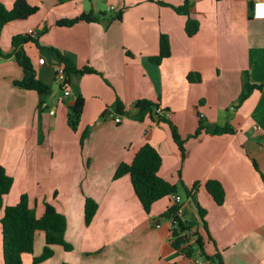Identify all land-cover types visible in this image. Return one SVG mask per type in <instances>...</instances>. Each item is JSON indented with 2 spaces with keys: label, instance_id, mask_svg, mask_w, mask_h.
Wrapping results in <instances>:
<instances>
[{
  "label": "crops",
  "instance_id": "1",
  "mask_svg": "<svg viewBox=\"0 0 264 264\" xmlns=\"http://www.w3.org/2000/svg\"><path fill=\"white\" fill-rule=\"evenodd\" d=\"M14 1L0 3L9 10ZM26 1L38 11L6 24L0 49L9 54L12 37L42 31L37 44L28 42L23 49L48 91L39 95L14 86L22 69L13 58H0V165L13 180L2 203L15 205L26 194L37 217L45 203L52 205L66 219L64 240L72 247L53 246V256L38 264H219L207 259L217 255L220 264H264V20L251 17L254 0ZM185 1L199 23L192 37L184 31L186 17L173 9ZM119 11L121 20L110 21ZM103 12L97 22L56 25ZM160 35L168 38L170 56L156 64L151 59L159 53ZM56 52L76 69L96 72L72 78L84 99L75 130L67 125L74 89L64 98L54 82ZM245 79L261 87L240 102ZM117 100L125 113L118 124L113 121ZM138 100L158 104L176 127L185 141L183 159L167 124L146 113L135 117ZM201 120L232 133L192 138ZM145 145L160 154L158 176L175 185L182 198L197 185L194 200L183 198L182 207L184 220L201 236L202 252L188 257L172 248L171 220L163 217L174 204L171 196L145 213L130 176L113 179L118 166L130 164ZM210 180L223 188L222 205L205 189ZM86 198L98 204L89 225ZM197 205L205 211L206 230ZM44 243V233L37 232L33 252L23 254L21 264H33Z\"/></svg>",
  "mask_w": 264,
  "mask_h": 264
},
{
  "label": "trees",
  "instance_id": "2",
  "mask_svg": "<svg viewBox=\"0 0 264 264\" xmlns=\"http://www.w3.org/2000/svg\"><path fill=\"white\" fill-rule=\"evenodd\" d=\"M222 1V0H217ZM161 5L164 3L160 2ZM250 11L252 4H249ZM190 3L185 1L183 5L179 7H173L174 11L186 17L184 31L188 37L194 36L198 29L199 23L190 17ZM38 11L37 6L28 4L26 0H15L11 9H6L0 3V36L3 27L17 20H25L28 17L34 15ZM105 13H99L97 15L93 13H83L77 17L71 19H63L56 22L59 27H71L78 22L92 23L97 22L103 17ZM122 12L111 15L110 21L121 20ZM42 33L39 32L36 37H32L29 34H20L12 37L11 46L12 52L4 54L0 49V58L8 59L13 58L14 61L22 69L23 76L20 80L15 81L14 86L34 91L39 95L47 93L48 88L45 84L40 82L33 70L30 59L24 52L23 45L28 42L37 44V39ZM60 62L65 66V84L66 87H73L75 93V99L71 105H69V113L67 116V125L70 129L75 130L79 124L80 117L83 110L84 99L78 93V88L72 84V78L78 75H87L96 73L93 69L85 67L82 69H76L73 62L56 52ZM170 56V46L168 38L165 35L159 37V53L155 58L151 60L156 64H159L163 59ZM192 75L189 76L191 79ZM195 81H199V75L195 77ZM261 86H251L245 79L243 90L239 97V101L246 100L251 94L254 88H260ZM159 105L151 103L146 100H138L133 105L135 117H140L143 114H148L157 123H165L169 127L171 138L176 145L177 149L183 159L185 148V141L182 140L178 134L176 127L168 121L165 116H156L154 110ZM117 114H125L124 106L117 100L116 105ZM166 113V112H165ZM202 132H209L213 135L217 134H230L231 129L228 127L222 128H208L201 120L199 125L192 135V138L197 137ZM86 135L84 134L82 138ZM162 164V158L160 154L150 145L143 146L135 155L133 161L130 164L122 163L116 169L113 179L117 180L124 175H129L131 178L134 192L144 210L145 213H149L153 203L159 201L170 195H179L178 189L175 185L163 180L158 176V171ZM254 167L256 164L253 162ZM264 182V176H262ZM13 180L7 175L5 169L0 165V207L3 208V217L0 220L2 230V248H3V264H21V257L23 254H31L33 252L34 239L37 232H43L45 236V243L43 252L40 257L33 259V264L41 263L50 259L54 252L53 246H62L65 251H70L72 247L68 245L64 240L66 231V219L64 215L57 212L56 209L48 204H44V212L41 217H37L35 210L30 207L29 199L26 194H22L19 201L12 206H3V197L7 195L12 187ZM197 189L195 184L191 191L184 190L183 198L194 200L192 193ZM205 189L207 193L212 197L217 205H222L224 200V192L222 186L217 181H207L205 183ZM180 196V195H179ZM181 205L173 204L163 215L166 218H172L171 225V246L174 250L180 251L186 256H192L194 253L202 252L203 243L201 236L196 231H192L191 227L181 216L177 215V210ZM98 204L90 199L86 198L84 202V222L89 225L97 211ZM199 215L201 217V224L204 230H206V223L204 221L205 211L199 208L197 205ZM208 260L216 261L220 264V256L214 258L207 257Z\"/></svg>",
  "mask_w": 264,
  "mask_h": 264
},
{
  "label": "built area",
  "instance_id": "3",
  "mask_svg": "<svg viewBox=\"0 0 264 264\" xmlns=\"http://www.w3.org/2000/svg\"><path fill=\"white\" fill-rule=\"evenodd\" d=\"M264 4V0H254L253 4H252V9H251V17L253 19H258V20H264V16H262L261 10L258 7V5ZM109 11L113 10V7H109L108 8ZM29 35H31L32 37H36L37 33H35L34 31L30 30ZM39 63L42 64L43 63V59L39 60ZM53 72H54V82L58 85V87L60 88V91L63 95L64 98H67L69 96H71V91L69 89V87H66L65 84V79H66V75H65V66L59 62L58 64H56L53 68ZM155 115L156 116H165L163 110L158 107L154 110ZM109 117H112V115H109ZM202 117V116H201ZM121 118L122 115L121 114H116L113 117V121L114 123L118 124L121 122ZM253 130L255 131H259L261 130V127L258 125H254L253 126ZM171 199L173 200L174 204L176 205H181L178 210H177V215L181 216L183 213V207H182V202H183V198L179 195H170ZM171 220V225H172V218H169ZM197 263H200L199 261L196 260ZM201 264V263H200Z\"/></svg>",
  "mask_w": 264,
  "mask_h": 264
},
{
  "label": "snow or ice",
  "instance_id": "4",
  "mask_svg": "<svg viewBox=\"0 0 264 264\" xmlns=\"http://www.w3.org/2000/svg\"><path fill=\"white\" fill-rule=\"evenodd\" d=\"M258 7L260 8L261 10V15L264 16V4H261V5H258Z\"/></svg>",
  "mask_w": 264,
  "mask_h": 264
},
{
  "label": "rangeland",
  "instance_id": "5",
  "mask_svg": "<svg viewBox=\"0 0 264 264\" xmlns=\"http://www.w3.org/2000/svg\"><path fill=\"white\" fill-rule=\"evenodd\" d=\"M7 33H5V35H6Z\"/></svg>",
  "mask_w": 264,
  "mask_h": 264
}]
</instances>
